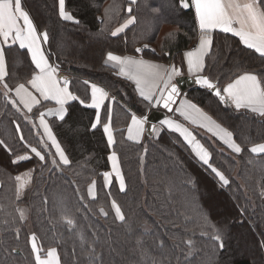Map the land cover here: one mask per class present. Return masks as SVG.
Masks as SVG:
<instances>
[{
    "label": "trees",
    "instance_id": "16d2710c",
    "mask_svg": "<svg viewBox=\"0 0 264 264\" xmlns=\"http://www.w3.org/2000/svg\"><path fill=\"white\" fill-rule=\"evenodd\" d=\"M131 1L64 0L69 21L60 16L59 0H21L44 37L48 59L69 77L76 99L61 120L48 121L68 159L63 164L36 123L52 103L27 112L12 93L36 72L28 51L17 44L3 47L0 264H37L33 243L42 253L56 249L59 264H264V153L250 150L264 143V114L190 87L188 98L231 133L239 153L197 129L193 134L210 155L206 166L174 133L128 140L131 118H146L154 109L107 56L140 55L184 73L183 52L200 35L191 0ZM257 2L264 15V0ZM210 36L202 75L223 92L236 77L255 74L264 91V56L233 34ZM144 43L153 44L157 54L139 52ZM91 84L109 94L99 112L86 106ZM111 153L117 155L123 189L115 178L105 185ZM29 171L31 180L20 193L18 176Z\"/></svg>",
    "mask_w": 264,
    "mask_h": 264
},
{
    "label": "crops",
    "instance_id": "0c3cea01",
    "mask_svg": "<svg viewBox=\"0 0 264 264\" xmlns=\"http://www.w3.org/2000/svg\"><path fill=\"white\" fill-rule=\"evenodd\" d=\"M257 1L191 0L200 35L193 46L183 52L184 73H181L174 64L167 65L144 59L140 55L110 54L106 61L116 68L120 77L134 84L139 96L149 101L153 109L160 107L163 109L162 106L168 103L166 95L175 85L178 77L202 74L205 57L211 49L210 32L221 31L233 34L243 45L264 56V15ZM59 7H61L60 1ZM43 39L44 37L36 30L30 16L23 9L21 0H0V86L5 89L3 80L6 77V65L3 47L17 44L28 51L36 72L27 84H20L13 89V96L27 112L43 101L52 103L40 114L36 123L44 140L52 146L59 161L66 164L68 159L48 121L50 118L61 120L66 114V105L76 97L69 90V77L61 73L48 59L43 47ZM138 51L140 52L141 49L139 48ZM148 51L154 50L148 47ZM90 91L91 97L86 106L99 112L109 99V94L95 84L90 85ZM222 91L237 109H252L264 114V91L255 74L245 73L236 77L228 82ZM174 102L171 101L174 104L172 111L155 126L154 138L161 132L176 134L188 146L194 158L204 166L209 165L210 155L193 134L195 132L193 129L204 132L208 138H216L234 153L240 152V147L234 142L231 133L191 101L186 94L182 93ZM105 134L108 142L112 144L113 133L108 124L105 125ZM125 135L128 140L135 143L144 141L145 117L133 116ZM250 150L254 155L263 154L264 143L255 145ZM109 163L110 171L104 177L105 185L109 186L115 178L123 189L124 181L115 153L109 155Z\"/></svg>",
    "mask_w": 264,
    "mask_h": 264
},
{
    "label": "water",
    "instance_id": "95a60500",
    "mask_svg": "<svg viewBox=\"0 0 264 264\" xmlns=\"http://www.w3.org/2000/svg\"><path fill=\"white\" fill-rule=\"evenodd\" d=\"M190 87L206 89L207 91L211 92L215 97H217L221 103H227L226 96L219 89L217 81H211L207 76L202 74L193 77H178L175 81V85L169 89L166 95V99L169 104L166 102L167 105L162 106L163 109L161 107L160 109H154L147 115L146 134H148V136L153 135V130L155 126L158 125L159 122L167 116L168 112L172 111L174 104H172L171 101L176 102L177 98L181 95V93L186 92L187 89Z\"/></svg>",
    "mask_w": 264,
    "mask_h": 264
},
{
    "label": "rangeland",
    "instance_id": "374dc122",
    "mask_svg": "<svg viewBox=\"0 0 264 264\" xmlns=\"http://www.w3.org/2000/svg\"><path fill=\"white\" fill-rule=\"evenodd\" d=\"M59 1H60V5H61V7H59L60 16L64 20L66 18H69V19L72 20V16L65 10L64 0H59ZM131 2H133V1H131ZM62 4H63V6H62ZM68 15H70V17ZM130 24H131V22H130V20H128L126 22V24H125V27L128 26V25H130ZM123 28L124 27L121 26L120 28H118V30H115V34L116 33H119V32H122L124 30ZM148 47H150L151 49L154 50L152 52L150 51L151 53L157 54L156 47L153 44L144 43V44H141L139 46V48L143 52H146L148 50ZM204 63H205V60H204ZM170 64H167V65H170ZM183 94H185V93L183 92ZM202 135L205 136V137L208 136L204 132H202ZM39 156L41 157V155H39ZM30 173L31 172L29 171V172L25 173L26 175L24 174V175L18 176V188H19L20 193H22V191L25 189L26 185L31 180ZM94 188H95V186L93 185V187L90 189V193L93 194V195L95 194V189ZM114 211L116 212L118 218H121V213H120V211H119V209H118V207L116 205H114ZM33 248H34V254H35V258H36L37 264H59V256H58V253H57V250L56 249H50L46 253H42V251L39 249V247L35 243H33Z\"/></svg>",
    "mask_w": 264,
    "mask_h": 264
}]
</instances>
